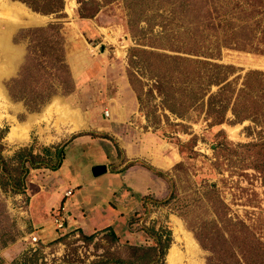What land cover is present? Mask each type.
<instances>
[{
	"label": "rangeland",
	"instance_id": "rangeland-1",
	"mask_svg": "<svg viewBox=\"0 0 264 264\" xmlns=\"http://www.w3.org/2000/svg\"><path fill=\"white\" fill-rule=\"evenodd\" d=\"M63 1L64 10L57 15L35 12L20 0H0V90L9 101V117L0 121V147L7 158L20 148L46 157L45 148L54 151L76 137L104 139L100 143L109 142L113 149V192L106 195L108 183L102 182L96 191L86 189L93 196L78 209L68 202L70 227L59 231L52 217L66 188H59V202H50L51 193L40 196L51 186L50 169H30L23 194L0 186V264H219L210 245H218L223 258L238 249L248 257L244 247L264 246V184L254 169L256 154L242 146L264 134L250 120L235 121L230 109L208 112V98L221 87L229 83L223 97L229 103L248 74L264 73V0ZM214 6L231 19L219 28V38L233 29L236 39L248 45L220 47L207 58L226 67L221 75L226 71V80L211 86L203 101L178 117L165 107L160 85L152 79L175 65L165 68L153 54L185 56L170 45L202 34L198 22L208 13L216 17ZM199 66L189 67L191 76ZM172 89L180 99L193 94L182 83ZM62 109L77 114L78 121L66 120ZM26 124L30 127L24 128ZM18 126L26 141L11 135ZM82 149L69 146L60 169L73 179L71 201L78 199L82 186L96 180L93 166L105 163L97 161L95 149ZM140 168L150 176L122 178ZM135 181L140 192L130 186ZM153 230L163 237L170 232L172 242L165 257L150 262L155 257ZM172 248L175 261L170 263Z\"/></svg>",
	"mask_w": 264,
	"mask_h": 264
},
{
	"label": "trees",
	"instance_id": "trees-1",
	"mask_svg": "<svg viewBox=\"0 0 264 264\" xmlns=\"http://www.w3.org/2000/svg\"><path fill=\"white\" fill-rule=\"evenodd\" d=\"M20 1L24 2L33 11L42 14L60 15L64 10L63 0ZM262 4L263 2L259 1L258 7L262 8ZM249 7L257 11V13L259 12L258 9L256 10L254 8L255 4H250ZM208 9L210 12L211 8L209 7ZM212 9L215 11L216 17L213 18L211 14L208 13L203 21L199 20L198 22L199 26L202 24V34L204 32L207 34L202 35L200 33L199 36L195 35L196 33L192 34V36H189L190 33L185 34L189 36L188 41H183V44H178L177 46L170 45L172 51L184 54L185 56H173L159 53L153 54L162 58L161 64L164 65L166 63L167 65L165 68L172 67L171 64L175 65L174 69L169 68V73L152 75V79L156 81L158 86L160 85L158 92L162 96L165 107L178 117H185L184 111H190L195 108L200 101H203L211 86L221 85L226 80V71H224L225 75L221 77L223 73L222 70H225L226 67L212 63L207 58L216 56L217 50L220 49V47L246 49L247 47L245 46L248 45V43H244L240 40L239 37L238 40L236 39L237 36L233 33V29L224 31L226 35L228 34L224 36V39L219 38V28L221 30L225 26L227 27L231 19L227 17L228 13H220L221 6H214ZM260 12L264 17V9ZM173 24L174 23H172V26ZM160 26L166 29V25L163 26L161 24ZM51 27L60 33L58 25L52 24ZM183 28L187 29L186 26ZM212 32L213 34H211ZM136 51V49H133L132 53ZM134 58L135 54L132 55L131 60H135ZM137 58L140 63L143 62L141 56L138 55ZM59 62L60 64L62 63L61 65H64V61ZM191 65L196 67L195 69H198V65H201L199 66V71L195 73V77L190 75L192 73L189 71ZM181 69L185 71L181 72ZM214 71L215 74H211L214 73ZM180 83L184 86L185 91H188V93L193 92V94L186 96L184 99L177 98V90L174 91L172 87L175 85L178 87ZM228 86L229 83L221 87L219 92L210 95L208 98L209 114L213 115V113L222 111L227 113L230 109L235 121L250 120L256 126H259L261 132L264 134V73L254 71L248 74L243 83V87L235 93L229 100V103H225L223 97L227 92ZM162 87L164 89H162ZM195 87L197 88L195 89ZM256 87L258 88L257 91L254 90ZM137 95L141 104V96L139 94ZM261 132H259L260 135L262 134ZM242 146L254 151L256 154L254 169L260 172L264 184V137H261L256 142ZM44 153L46 157L34 154L31 148H20L15 152L12 158H7L2 154L0 147V186L2 189L15 194L25 193L27 189V176L30 173V169L47 168L52 171L58 170L66 157V145L56 147L54 151L45 148ZM13 160L16 161L15 165H12L10 162ZM142 164L146 166L144 163ZM146 167L149 170L155 171L151 166ZM161 176L164 177L163 174H161ZM151 236L156 246L154 247L155 257L150 262H155L165 257L172 242V235L169 232L163 237V233L153 230ZM244 248H246V252H248V257L246 255L247 253L245 254L238 249L235 254L231 253L230 256L223 258V253L219 250L218 245H210V249L219 264H264V246L262 244H251ZM119 263L132 264L131 261H121Z\"/></svg>",
	"mask_w": 264,
	"mask_h": 264
},
{
	"label": "crops",
	"instance_id": "crops-1",
	"mask_svg": "<svg viewBox=\"0 0 264 264\" xmlns=\"http://www.w3.org/2000/svg\"><path fill=\"white\" fill-rule=\"evenodd\" d=\"M65 111H68V110H66V109H64ZM114 111L116 112V114H119L118 113V111H117V109L116 108H114ZM49 113V112H48ZM114 114V113H113ZM48 115V114H47ZM81 124V123H80ZM26 139L27 138H25L24 137V135H23V139L21 140V139H17L18 141H26ZM101 140V141H100ZM103 141H104V139H103ZM102 141V139H99V138H96V139H94L93 138V136L91 135H88V136H81V137H76V138H74V139H72V141L70 142V144H68V146H66V149L69 147V146H76V147H78V148H80V147H83L84 149H82V151L84 150L85 151V148H89V150H92V149H95V155H96V157H97V161H101V162H105V163H103V165H105L106 167H107V173L106 174H104V175H107V181H102V180H100V178L102 177V176H104V175H102V176H99V177H94L96 180H92V181H90V182H88L90 185V187H86V185L85 186H79V187H81L80 189H81V194L79 195V197H78V199H76V200H73V201H71L70 199H68V202H69V204H70V206H71V208L72 207H74L75 206V208H79V206L80 207H83V206H85L86 205V201L85 200H88L87 199V197H88V195L89 196H93L92 195V193H89V194H87V191H85L86 189L89 191V190H91V192L92 191H96V184H102V183H104V185L105 184H107L108 183V187L105 189L104 188V190L106 191L105 192V194L107 195V194H109V195H111L112 194V192H113V190H112V188L110 187V184L109 183H112L113 182V180H112V178L111 177H113L112 176V174H111V172H110V161H109V158H112L113 157V149H112V147H111V143H106V142H104V143H100V142H103ZM64 162V161H63ZM107 163V164H106ZM98 165H102V164H99V163H97V164H95V166H93V168L94 167H96V166H98ZM62 168V166L58 169V170H56V171H52V170H50V171H48V172H50L51 173V176H50V187L48 188V191H46L45 193H41L40 194V196H43L44 195V197L46 198L48 195H50V193H51V195H50V198L48 197V199H50V202L51 201H53V200H56V201H58L59 202V200H60V194H59V188L60 189H64V188H66V190L67 189H69V188H72L71 187V181L73 180V179H69L68 177H69V174H68V176H67V174L66 175H62L61 173H60V169ZM92 168V169H93ZM38 170H41V171H44V170H42V169H38ZM79 173V172H78ZM78 173L76 174V176H74V178L75 177H77L78 176ZM137 173H139V174H142V176L144 175V176H150V173H148V171L147 170H145V169H142V168H140L138 171H136V169H131V170H129L126 174H124L123 175V179L125 180V181H128V180H130L131 178H133L132 176H133V174L134 175H136ZM44 175V174H43ZM46 176V175H45ZM111 178V179H110ZM119 179V178H118ZM134 179V178H133ZM54 180V181H53ZM120 180V179H119ZM31 181V180H30ZM102 182V183H101ZM139 182L138 181H135V183L134 184H132V185H130V186H132V187H134L136 190H138L139 192H140V190H141V188L139 187L138 188V186H137V184H138ZM94 184V185H93ZM58 187V188H57ZM90 192V191H89ZM73 193H74V195H75V189H73ZM95 193V192H94ZM73 195V196H74ZM47 199V200H48ZM61 200H62V197H61ZM96 205H98V204H96ZM72 210V209H71ZM94 210H98V206H95V204H94ZM79 216H80V218H81V215L79 214ZM97 218H91L89 221L90 222H92V223H96L97 221ZM80 221H81V219H80ZM82 222V221H81Z\"/></svg>",
	"mask_w": 264,
	"mask_h": 264
},
{
	"label": "bare ground",
	"instance_id": "bare-ground-1",
	"mask_svg": "<svg viewBox=\"0 0 264 264\" xmlns=\"http://www.w3.org/2000/svg\"><path fill=\"white\" fill-rule=\"evenodd\" d=\"M8 104H9V101H8V99L6 98V96L5 95H3L2 94V92H1V90H0V121H3V120H5V119H7L9 116L7 115V109L9 108V106H8ZM5 110L4 112L2 111V110ZM61 112V114H62V117H65V119L66 120H69V119H75L76 121H78V115L77 114H75V113H72L71 115L69 114V112H67V111H65V110H63L62 109V111H60ZM78 116V117H77ZM80 121V120H79ZM74 123V122H73ZM80 123V122H79ZM75 124V123H74ZM81 125V124H80ZM26 127H24V128H29L30 126H27V124L25 125ZM18 127H20V128H18ZM17 128L16 127H13L12 129H11V135L12 136H14L16 139H23V136H22V134L24 135V137L25 138H27L26 136H25V134L24 133H18L17 131H18V129H20V130H24V128L23 127H21V126H18ZM80 126H79V124L77 125V123L75 124V126H74V128H79ZM173 255H174V249L172 248L171 250H170V252H169V254H168V259H169V261H170V263H173L174 261H175V259H174V257H173Z\"/></svg>",
	"mask_w": 264,
	"mask_h": 264
},
{
	"label": "built area",
	"instance_id": "built-area-1",
	"mask_svg": "<svg viewBox=\"0 0 264 264\" xmlns=\"http://www.w3.org/2000/svg\"><path fill=\"white\" fill-rule=\"evenodd\" d=\"M106 115H108V111H106ZM73 190L67 189L63 194L62 206L57 208L52 217V224L59 231H66L70 224H68V220H70V212L67 211L68 208V199L73 196ZM34 235V234H33ZM39 238L37 236L33 237L34 242H38Z\"/></svg>",
	"mask_w": 264,
	"mask_h": 264
},
{
	"label": "water",
	"instance_id": "water-1",
	"mask_svg": "<svg viewBox=\"0 0 264 264\" xmlns=\"http://www.w3.org/2000/svg\"><path fill=\"white\" fill-rule=\"evenodd\" d=\"M107 173V167L105 165H98L92 169L94 177H99Z\"/></svg>",
	"mask_w": 264,
	"mask_h": 264
}]
</instances>
